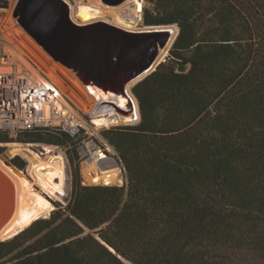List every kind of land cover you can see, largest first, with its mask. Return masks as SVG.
Instances as JSON below:
<instances>
[{
  "label": "trees",
  "instance_id": "obj_1",
  "mask_svg": "<svg viewBox=\"0 0 264 264\" xmlns=\"http://www.w3.org/2000/svg\"><path fill=\"white\" fill-rule=\"evenodd\" d=\"M145 1V25L178 33L132 87L139 121L102 130L127 181L82 184L75 162L67 209L0 240V264H264V0ZM78 139L0 130L73 161Z\"/></svg>",
  "mask_w": 264,
  "mask_h": 264
},
{
  "label": "bare ground",
  "instance_id": "obj_2",
  "mask_svg": "<svg viewBox=\"0 0 264 264\" xmlns=\"http://www.w3.org/2000/svg\"><path fill=\"white\" fill-rule=\"evenodd\" d=\"M129 1L134 4L132 11L134 12L135 20L138 22L141 18L142 0ZM12 3L14 4L15 0ZM13 4L0 19V32L2 31L6 37V45L11 43L15 46L13 45L12 49L9 47L13 51L12 54H7L5 52L7 50H0V61H6L3 64H8L11 60H20V62L12 68L2 64L1 66L4 68H0V78L4 82L16 84L18 88H24V90H21L22 93L18 94L21 103L18 104V113L15 120L23 117L30 118L36 122H59V120L67 116L72 118L80 117L79 110L94 113L92 124L96 126L117 120L126 123L138 120L137 113L135 117L123 115L118 111L117 106L128 108L133 102L137 110L136 100L129 88L147 73H143L135 80L129 82L125 86V90L112 86L107 88L95 85L85 86L79 80L77 72L72 71L64 64L54 62L27 35L25 28H20L15 23L18 18L12 14ZM20 9L22 11L21 7ZM116 10L117 7L106 5L101 1L78 0L76 3L77 17L79 19L92 20L77 22L88 23L98 19H105L99 18L101 16L113 17L116 14ZM168 29L172 39L173 27ZM18 43L34 48L35 66L24 58L21 50L19 51V49L15 48ZM167 47L168 45L161 51L159 59L162 58ZM5 49L8 48L6 47ZM69 82L75 86L78 92L71 88L72 85ZM66 97L73 100L76 107L72 106ZM15 120L9 124H15ZM9 144L11 153L22 155L27 160L28 165L26 172H23V170L16 171L11 166L6 165L7 163L5 164V161L3 162L0 158L1 181L4 185L9 181L12 183V187L9 189L10 192L0 202L1 240L12 237L28 227L34 220L50 214L54 204L43 194L45 193L50 197H62L66 194L68 178L66 161L61 150L56 149L52 145H43L46 153L45 156H41L30 149L28 144L19 142ZM82 172L85 182L112 184L122 181V173L116 160L115 164L112 163L111 159L105 158L100 150L94 153L89 161L83 162ZM34 184L39 186L41 190L35 188Z\"/></svg>",
  "mask_w": 264,
  "mask_h": 264
},
{
  "label": "water",
  "instance_id": "obj_3",
  "mask_svg": "<svg viewBox=\"0 0 264 264\" xmlns=\"http://www.w3.org/2000/svg\"><path fill=\"white\" fill-rule=\"evenodd\" d=\"M14 15L40 48L53 61L77 72L85 86L125 90L129 82L147 73L137 83L156 69L161 63V51L171 40L168 28L172 25L133 30L102 19L76 22L66 0H18ZM187 67L179 64L177 71H187ZM131 94L137 110L133 102L128 108L117 109L130 117L137 113L140 119L138 100ZM12 168L22 171L16 166Z\"/></svg>",
  "mask_w": 264,
  "mask_h": 264
},
{
  "label": "rangeland",
  "instance_id": "obj_4",
  "mask_svg": "<svg viewBox=\"0 0 264 264\" xmlns=\"http://www.w3.org/2000/svg\"><path fill=\"white\" fill-rule=\"evenodd\" d=\"M77 1L78 0H66V2L70 6V13H71L72 19L74 21H76V22L77 21L87 22V21L92 20V19H89V20L88 19H79L77 17V15H76V3H77ZM96 1H101V0H96ZM102 1L106 5L116 6L117 7L116 14L113 17H107L106 16V18L102 19V20H105L107 22H110V23H113V24H116V25L119 24V25H122V26H126L128 28L133 29V30H143V29L154 27V26L145 25L144 22H143V11H144L145 8H149L151 6L147 1L142 0L141 18H140V20L138 22L135 20L134 12L132 11V8L134 7V4L132 2H130L129 0H123V1H121L119 3H115V2L112 3V2L105 1V0H102ZM12 2H13V0H0V19H1L2 15L6 14L7 10L11 8V5L13 4ZM17 2H18V0H15V3L13 4V7H12V14L13 15H14V12H15V8H16ZM14 17L17 18V16H15V15H14ZM93 19H96V18H93ZM15 23L20 28H22V26L18 24L17 20L15 21ZM171 27H173V38L170 40V42L168 44V47L164 51V53L162 55V58L160 59V62H163V61H165L168 58L169 50H170V48H171V46H172V44H173V42H174V40H175V38L177 36V33H178V29H177L176 25H172ZM174 27L176 29V33H175ZM25 32H26V30H25ZM27 35L34 41V43H36L35 40L28 33H27ZM5 42H7L6 41V37L4 36V33L1 31L0 32V50L1 51L2 50L3 51L7 50V51H5L7 54H12L13 51L11 49L13 48L14 44L9 43V44L6 45ZM16 45L17 46L15 48L19 49V51L20 50L22 51V55L24 56V58L29 63H31V64H33L35 66V51H34V48L26 46V45L21 44V43H18ZM6 47L8 49H5ZM5 62L0 61V68H4L1 65L3 63H5ZM9 62H8V64H3V65L12 68L14 65L19 64L20 60L19 61L11 60V62L10 63ZM1 71H3V70H1ZM69 84H71V82H69ZM135 84L136 83L132 84L131 87L129 88L130 92L132 90V87ZM71 85H70L71 88L76 91L77 89L75 88V86L73 84H71ZM16 86H17L16 84H11V83H8L7 81L4 82L0 78V117L4 116V117H2L3 119L0 118V130H7L8 133L11 136L16 135V132L20 129V127H19V124H21L20 121H21V119H23V118H21L19 121L15 120V124L7 126V122L13 121L15 119L14 114L13 113H9V112L12 110V107H11L12 103L10 101L11 100L10 97H12L13 94H15V87ZM12 90H13V92H12ZM76 92H78V91H76ZM6 97L8 98V102L5 101ZM73 97H74V95H73ZM74 99L76 100L75 97H74ZM67 100L69 101V103L72 106L76 107V104H75V102L73 100H71L70 98H67ZM2 102H5V103H2ZM20 103L21 102H19V104ZM2 104H5V105H3V107H2ZM7 104H9L10 108L9 107L6 108ZM93 114L94 113L83 112L82 110H79L80 117H77V118H72V117L67 116V117H63L61 120H59V122H52V121L36 122L35 121V126H62L68 132H70L72 134H77V136L79 138L78 139V144H77V147H76L77 159L75 161L72 160V155H71V152H70L69 149L67 150L65 147L52 145L53 147H55L56 149L61 150L64 153V157H65V161H66V174H67L68 178H67V185H66V194L63 195L62 197L59 198V197H56V196L54 197L53 196V197L50 198L47 194H45V193L43 194V195H47V198L51 202H53V204H54V208L50 212V214L54 210H57V209H60V210H63V211L67 209V206H68V204H69V202L71 200L72 174H73L75 162H76L77 167H78V172H79V176H80V178L82 180V184H88V185L101 184V185H106V184H103V183H90V182H87V181L85 182L84 177H83L82 164H83L84 161H89L92 158L94 153H96V152H94V149H96V148L97 149H101L102 152L104 151V154H107L108 156H110L111 158H108V159H111L112 163L115 164V160H116L117 165H118V167L121 170L122 181L121 182H117V183H112V184H109V185H121V184H123V183H125L127 181L126 170H125V168L123 166V163L119 160V157L117 155L116 150L109 145V142L107 141V139L102 135V130L110 128V127L115 126V125L135 124V123H137L139 121V119L134 121V122H127V123L126 122H122L120 120H117V121L106 123L104 125H99V126L97 125L96 126V125L92 124V119H93L92 116H93ZM1 120H3L4 122L1 121ZM16 121H18L17 124H16ZM9 143H12V142H0V158L3 160V162L5 161L4 162L5 164L7 163L6 165L13 167L15 165L11 162V158L13 156H15V155H19L26 162L24 168H22L23 172L24 171L26 172L27 171V165H28L27 160L20 154L11 153V151L9 150L10 149V144ZM19 143H23V142H19ZM23 144H28V147L30 149H32L33 151L37 152L41 156H45L46 151L44 150L43 145H46V144H40V143H23ZM1 180H2V178L0 176V202H1L2 199H4V197L7 195V193L10 192L9 189L12 187V183H10V181L5 183V185H4ZM6 185H7V187H6ZM34 187L37 188L38 190H41L40 187L35 185V184H34ZM50 214H48L46 217H48ZM41 218H44V217H41Z\"/></svg>",
  "mask_w": 264,
  "mask_h": 264
},
{
  "label": "built area",
  "instance_id": "obj_5",
  "mask_svg": "<svg viewBox=\"0 0 264 264\" xmlns=\"http://www.w3.org/2000/svg\"><path fill=\"white\" fill-rule=\"evenodd\" d=\"M21 90H24V88H18V86H16L15 87V94H13V96L12 97H10V101H11V103H12V105H11V107H12V110L9 112V113H13L14 114V117H16L17 116V113H18V104H19V102H20V98H19V95L22 93L21 92ZM12 92H13V90H12ZM24 92V91H23ZM19 94V95H18ZM27 99V98H26ZM5 101H7L8 102V98L6 97L5 98ZM29 102V101H28ZM2 103H5V102H2ZM10 104V103H9ZM9 104H7L6 106V108H8L9 107ZM3 105H5V104H2V107H3ZM17 107V108H16ZM10 108V107H9ZM32 109V108H31ZM2 116V115H1ZM2 117H4V116H2ZM2 117H0L1 119H3ZM21 118H23V117H21ZM21 118H19L18 119V121L21 119ZM15 120V119H14ZM13 120V121H14ZM1 121H3V120H1ZM18 121H16V124H17V122ZM4 122V121H3ZM11 121H9V122H7V126L8 125H10L9 123H10ZM21 124H19V127H20V129H23V128H31V127H33V126H35V120H32V119H30V118H23V119H21ZM98 150H100L101 152H102V150L101 149H94V152H98ZM103 154H104V151L102 152ZM104 157L105 158H111L110 156H108L107 154H104Z\"/></svg>",
  "mask_w": 264,
  "mask_h": 264
},
{
  "label": "flooded vegetation",
  "instance_id": "obj_6",
  "mask_svg": "<svg viewBox=\"0 0 264 264\" xmlns=\"http://www.w3.org/2000/svg\"><path fill=\"white\" fill-rule=\"evenodd\" d=\"M105 1L112 2V3H113V2H115V3H116V2L119 3V2H121V1H123V0H120V1H119V0H116V1H115V0H105ZM101 2H103V1L101 0ZM104 4H105V3H104ZM113 7H116V6H113ZM107 17H109V16H107ZM100 18H106V16H101ZM96 19H97V18H96ZM124 27H126V26H124ZM126 28H128V27H126ZM46 196H47V195H46ZM48 196H49V195H48ZM49 197H50V196H49ZM50 198H51V197H50Z\"/></svg>",
  "mask_w": 264,
  "mask_h": 264
}]
</instances>
